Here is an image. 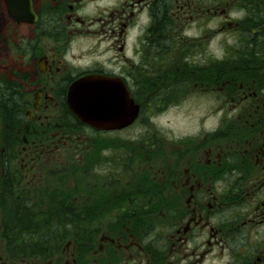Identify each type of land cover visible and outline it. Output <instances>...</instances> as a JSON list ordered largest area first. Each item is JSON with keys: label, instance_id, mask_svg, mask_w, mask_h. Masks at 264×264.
I'll list each match as a JSON object with an SVG mask.
<instances>
[{"label": "flooded vegetation", "instance_id": "flooded-vegetation-1", "mask_svg": "<svg viewBox=\"0 0 264 264\" xmlns=\"http://www.w3.org/2000/svg\"><path fill=\"white\" fill-rule=\"evenodd\" d=\"M88 75L132 123L74 114ZM6 78L0 264H264V0H0ZM207 98L214 124L170 138L159 118Z\"/></svg>", "mask_w": 264, "mask_h": 264}, {"label": "water", "instance_id": "water-1", "mask_svg": "<svg viewBox=\"0 0 264 264\" xmlns=\"http://www.w3.org/2000/svg\"><path fill=\"white\" fill-rule=\"evenodd\" d=\"M68 102L80 120L98 129L125 127L138 113V105L123 84L100 75H88L74 82Z\"/></svg>", "mask_w": 264, "mask_h": 264}, {"label": "rangeland", "instance_id": "rangeland-1", "mask_svg": "<svg viewBox=\"0 0 264 264\" xmlns=\"http://www.w3.org/2000/svg\"><path fill=\"white\" fill-rule=\"evenodd\" d=\"M190 101L179 104V107H173L169 109L164 115L159 118V123L169 134V137L175 139L184 137L188 133L194 134L198 132L199 120L205 117V127L212 126L216 120L214 114H210V100L207 98L205 105L207 110L202 111L201 99H195L194 104L189 105ZM156 121V120H155ZM154 124V119L152 120ZM142 127H138L136 130H131L127 133V138H137L142 132ZM7 208V206H5Z\"/></svg>", "mask_w": 264, "mask_h": 264}, {"label": "trees", "instance_id": "trees-1", "mask_svg": "<svg viewBox=\"0 0 264 264\" xmlns=\"http://www.w3.org/2000/svg\"><path fill=\"white\" fill-rule=\"evenodd\" d=\"M0 86V107L4 111L6 123L17 117L16 106L20 103V84L17 79L6 78ZM8 197V194L6 195ZM12 196V195H11ZM14 204L16 201L11 200ZM8 204V203H7ZM17 206V203L15 204Z\"/></svg>", "mask_w": 264, "mask_h": 264}]
</instances>
